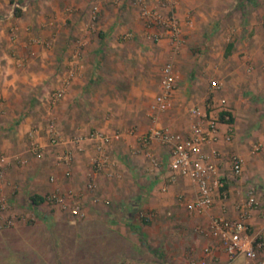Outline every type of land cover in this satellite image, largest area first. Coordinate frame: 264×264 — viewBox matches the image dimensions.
<instances>
[{
  "label": "crops",
  "instance_id": "crops-1",
  "mask_svg": "<svg viewBox=\"0 0 264 264\" xmlns=\"http://www.w3.org/2000/svg\"><path fill=\"white\" fill-rule=\"evenodd\" d=\"M176 14L184 41L173 53L144 25L139 0H0V152L8 160L0 167V264H231L208 227L215 215L236 217L250 187L264 204V0H180ZM171 59L172 104L153 116L149 104ZM193 107L224 114L205 150L217 152L226 185L200 212L186 207L196 185L169 181V147L150 142L154 167L138 141L154 124L188 135ZM50 118L63 140L57 146L45 131ZM94 130L111 135L110 163L99 171L95 142L74 140ZM31 131L42 156L28 149ZM64 151L68 164L57 162ZM232 154L243 159L238 178ZM51 193L69 206L47 202ZM247 223L264 238L258 210Z\"/></svg>",
  "mask_w": 264,
  "mask_h": 264
},
{
  "label": "built area",
  "instance_id": "built-area-1",
  "mask_svg": "<svg viewBox=\"0 0 264 264\" xmlns=\"http://www.w3.org/2000/svg\"><path fill=\"white\" fill-rule=\"evenodd\" d=\"M180 0H139V15L144 25L148 28H155L154 40L158 41L167 38L173 53H177L184 41L182 27L176 10ZM98 8H92V19L97 18ZM129 35V34H128ZM176 87V73L174 61L171 59L165 62L161 68L160 87L157 94L149 104L151 115L167 110L173 100ZM211 90L218 89L220 83L217 79H211L209 82ZM63 93V89L57 88L51 94L53 103L58 101ZM190 113L197 118L191 124L190 132L184 136L180 133L171 131L167 127L152 125L145 133L138 136L140 149L154 167H158L159 162L151 154L149 145L153 139L170 149V158L168 168L170 171L169 181H173L177 176L189 179L197 187V193L194 199L186 203L189 212H200L210 208L214 203L215 191L222 196V189L225 187V180L219 175L218 167L213 159L217 152L208 153L205 146L215 143L218 138L219 116L212 111H201L198 107L190 109ZM228 116L225 119L228 120ZM45 131L48 136V142L51 146H57L63 142L58 132L55 121L50 118L45 125ZM115 136L118 135L114 134ZM28 149L31 153L42 156L43 147L34 139L33 131L29 133ZM232 135L229 132L224 134L226 141L231 140ZM87 139L95 142L97 155L93 159V167L96 170H103L110 163L109 157L105 154V145L111 139V135L94 130L84 137L74 138L79 141ZM259 144H253V149L257 150ZM71 160V153L64 151L57 154V162L68 164ZM8 165L7 157L0 152V167ZM230 169L234 178L241 176L243 171V159L237 154L230 156ZM89 187H92L90 185ZM166 185H163V189ZM181 198V197H180ZM182 199V198H181ZM46 201L51 204H58L63 208L69 205L65 198L58 193H51L46 196ZM237 216L230 218L224 214L215 215L211 218L208 233L215 239L220 247L227 254L229 261L235 260L238 256L244 257V264H264V238L254 237L250 234L247 219L253 210H258L260 216L264 219V204L260 203L256 197V188L250 187L244 200L238 202L235 206ZM72 214L80 212V205L74 203L69 207ZM10 223V222H8ZM211 252V247L204 248V255ZM205 263V259L201 261Z\"/></svg>",
  "mask_w": 264,
  "mask_h": 264
},
{
  "label": "rangeland",
  "instance_id": "rangeland-1",
  "mask_svg": "<svg viewBox=\"0 0 264 264\" xmlns=\"http://www.w3.org/2000/svg\"><path fill=\"white\" fill-rule=\"evenodd\" d=\"M192 54L196 55V54H199V52L194 50V51H192ZM53 119L55 121V118H53ZM243 261H244V257L243 256H238L235 260L231 261V264H243Z\"/></svg>",
  "mask_w": 264,
  "mask_h": 264
},
{
  "label": "trees",
  "instance_id": "trees-1",
  "mask_svg": "<svg viewBox=\"0 0 264 264\" xmlns=\"http://www.w3.org/2000/svg\"><path fill=\"white\" fill-rule=\"evenodd\" d=\"M223 116H224V114H223V113H220L219 118H220V119H223ZM229 120L231 121V117H230ZM30 199H31L33 202H35V203H39V202L42 201V197H40V196H38V195H31V196H30Z\"/></svg>",
  "mask_w": 264,
  "mask_h": 264
}]
</instances>
